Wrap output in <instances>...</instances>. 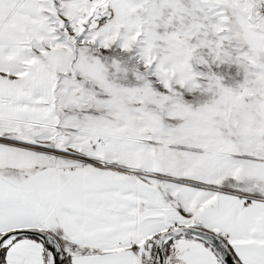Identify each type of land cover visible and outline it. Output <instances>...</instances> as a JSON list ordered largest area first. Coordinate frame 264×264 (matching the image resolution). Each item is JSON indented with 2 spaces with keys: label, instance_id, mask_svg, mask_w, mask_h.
I'll return each instance as SVG.
<instances>
[{
  "label": "snow or ice",
  "instance_id": "1",
  "mask_svg": "<svg viewBox=\"0 0 264 264\" xmlns=\"http://www.w3.org/2000/svg\"><path fill=\"white\" fill-rule=\"evenodd\" d=\"M0 264H264V0H0Z\"/></svg>",
  "mask_w": 264,
  "mask_h": 264
}]
</instances>
